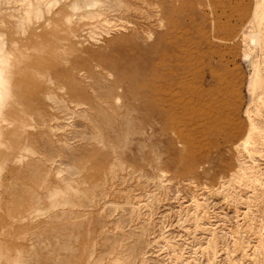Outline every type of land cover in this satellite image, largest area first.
<instances>
[{
    "label": "rangeland",
    "instance_id": "rangeland-1",
    "mask_svg": "<svg viewBox=\"0 0 264 264\" xmlns=\"http://www.w3.org/2000/svg\"><path fill=\"white\" fill-rule=\"evenodd\" d=\"M0 264H264V0H0Z\"/></svg>",
    "mask_w": 264,
    "mask_h": 264
}]
</instances>
